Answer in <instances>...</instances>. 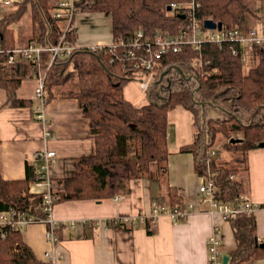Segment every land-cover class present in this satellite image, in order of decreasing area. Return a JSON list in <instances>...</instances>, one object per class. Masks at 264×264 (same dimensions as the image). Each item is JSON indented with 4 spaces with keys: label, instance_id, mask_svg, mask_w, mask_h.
Returning <instances> with one entry per match:
<instances>
[{
    "label": "trees",
    "instance_id": "obj_1",
    "mask_svg": "<svg viewBox=\"0 0 264 264\" xmlns=\"http://www.w3.org/2000/svg\"><path fill=\"white\" fill-rule=\"evenodd\" d=\"M60 1L19 0L15 10L1 18L0 88L7 97L4 105L29 104L28 100L17 98L16 90L24 79L34 78L31 64L22 60L6 63L7 51L22 45L12 26L27 14L30 32L26 43L44 48L57 45L62 32L50 11ZM185 1L78 0L75 10L109 14L112 40L117 41L138 28L149 37L158 31L178 33L185 20L167 8ZM261 1L264 0H200L196 15L202 21L247 30L258 24L256 4ZM67 39L75 46L73 30ZM251 50L255 57L244 63L242 57L231 54L226 43H205L200 52L184 46L178 54L166 57L169 70L155 76L145 90L147 103L138 106L124 97V86L148 74L133 75L123 69L108 48L91 52L75 46L68 58H56L44 82L47 103L53 99H75L87 119L93 147L90 154L75 158L71 176L53 180L58 196L55 204L115 198L125 183L147 178L158 185L154 208L186 210L187 203L176 188L166 185L170 154L167 113L182 106L191 114L194 132L192 141L182 144L178 153L192 154L195 173L214 181L217 201L236 206L246 192L241 173L248 171V152L264 142V55L261 48ZM48 58V52L41 54L42 67ZM219 137L224 139L220 149L235 155L236 167H227L216 155L208 154ZM232 138L241 141L231 143ZM35 179V167L27 165L24 179L4 180L0 160V212L15 209L44 219L40 197L29 192ZM153 221L145 218L141 223L149 233ZM228 221L235 239L228 264L264 257V248L258 246L255 236L254 216L238 214ZM6 231V236L0 237V264H50L35 258L20 230Z\"/></svg>",
    "mask_w": 264,
    "mask_h": 264
},
{
    "label": "crops",
    "instance_id": "obj_2",
    "mask_svg": "<svg viewBox=\"0 0 264 264\" xmlns=\"http://www.w3.org/2000/svg\"><path fill=\"white\" fill-rule=\"evenodd\" d=\"M18 1L1 4L0 16L13 12ZM256 11L258 24L254 28L264 32V1L256 4ZM93 15L99 16L94 22ZM73 31L78 48L112 42L109 14L76 13ZM243 52L244 63L256 55L251 49ZM36 85L30 77L16 90L18 99L29 101L23 107L4 105L7 97L0 88L1 175L7 181L24 179L26 166L37 164L34 154L44 150H52L56 155L49 166L52 180L71 176L75 158L92 151L87 119L75 99L51 100L45 107L47 123L43 125L37 120ZM167 141L170 154L166 185L175 187L187 205L192 204L191 211L177 220L168 213H160L149 225L151 233L139 220L134 225L114 223L112 220L125 217L151 218L159 191L155 181L147 178L125 183L115 198L58 202L52 210V218L58 223V242L53 248L58 258L52 264H207L205 242L214 234L220 242L221 257L230 256L235 239L229 221L220 212L210 213L207 206L198 203L203 179L194 171L192 154L178 153L179 147L187 143L173 142L170 148L168 138ZM247 173L244 196L260 206L253 214L255 236L260 243L264 242V147L248 152ZM47 228L46 223L36 222L21 231L22 240L42 262H46L45 252L50 249L45 236ZM243 264H264V257Z\"/></svg>",
    "mask_w": 264,
    "mask_h": 264
},
{
    "label": "built area",
    "instance_id": "obj_3",
    "mask_svg": "<svg viewBox=\"0 0 264 264\" xmlns=\"http://www.w3.org/2000/svg\"><path fill=\"white\" fill-rule=\"evenodd\" d=\"M9 0H0V5L7 3ZM78 0H62L57 7L50 11V16L57 21L61 29V37L57 45L52 47H41L33 42H27L23 46H16L12 50L7 51V64H13L15 61L22 60L29 63L34 70V79L37 82L35 88V98L37 99V107L35 108V116L43 125L47 123L45 118V107L47 103V93L44 90V82L46 73L56 58H68L71 51L75 48L67 39L68 34L73 30V19L76 15L75 5ZM200 7V0H186L183 3L172 4L173 14L184 15V25L176 34L167 32H156L152 37L145 35L141 28L136 29L130 36L120 38L111 42L109 45H91L87 48L94 52L103 48H108L113 54L115 61L123 65V69L129 70L133 75L148 74L142 76L136 82L142 90H146L150 86L157 74L169 70V65L165 62L166 57L172 54H178L182 47L188 46L200 52L201 47L205 44L221 45L226 43L233 56L242 57L245 61L243 50L252 47L264 50V32H260L255 28L241 30L238 27H225L221 29H206L203 27V21L198 18L197 11ZM0 16V20H1ZM1 49V44H0ZM49 53L46 66L42 67L41 54ZM3 53V50H0ZM165 62V63H164ZM200 65V64H199ZM48 135V134H45ZM210 156L216 155L214 149L208 151ZM56 155L52 150H44L34 154L37 161L35 166V181L30 185L29 192L41 199V212L45 215L44 219L30 216L25 212L10 209L9 211L0 212V237L6 236V230H24L29 224L36 222L46 223L48 228L46 232V240L49 244V250L45 252L46 262L54 263L58 256L54 253L53 248L58 242L55 235V229L58 225L52 218V210L57 199V191L54 181L49 175V166L54 161ZM203 182L199 186L198 203L207 206L210 213L214 211L220 212L222 218L226 221L230 217L238 214L253 215L258 209L257 203L251 202L244 195L238 198L239 203L232 207L228 204L217 201L214 198L216 187L211 178H203ZM233 179V176H230ZM192 204H188L186 210L178 208L164 207L154 208L151 218L154 220L160 213H168L173 220L184 218L192 208ZM145 218H120L112 220L114 223L124 225H134L137 220L140 223ZM220 242L213 235L208 237L205 242L207 264H223L221 252L219 251Z\"/></svg>",
    "mask_w": 264,
    "mask_h": 264
},
{
    "label": "rangeland",
    "instance_id": "obj_4",
    "mask_svg": "<svg viewBox=\"0 0 264 264\" xmlns=\"http://www.w3.org/2000/svg\"><path fill=\"white\" fill-rule=\"evenodd\" d=\"M106 14V13H105ZM94 21L98 19L99 16L93 15ZM29 17L26 14L20 23H17L14 27L15 34L19 38V41L25 42L28 38L29 34ZM105 21V20H104ZM107 21V20H106ZM100 24V23H99ZM98 25V23H97ZM86 31V30H85ZM86 37H91V34H85ZM83 38V37H82ZM84 39V38H83ZM139 80L138 78L132 79L127 82L126 86H124V97L131 101L134 105H140L143 103H147V97L145 90H142L139 86V83L136 82ZM167 138L169 139L170 148L172 147L171 143L175 142H183L190 143L192 141V134L194 132V126L192 125V118L189 111L184 109L182 106H176L173 109L169 110L167 113ZM214 151L216 152V157L219 158L221 163L226 165L227 167H236L234 162L235 155L227 153L220 149L223 138L219 137L215 139ZM247 172L245 174L241 173V180L246 182Z\"/></svg>",
    "mask_w": 264,
    "mask_h": 264
},
{
    "label": "water",
    "instance_id": "obj_5",
    "mask_svg": "<svg viewBox=\"0 0 264 264\" xmlns=\"http://www.w3.org/2000/svg\"><path fill=\"white\" fill-rule=\"evenodd\" d=\"M167 10L168 11H171V6H168ZM180 18L181 19H184V15H181ZM203 27L206 28V29H215V28L221 29L220 27H222V23H220V22H214L212 20H204L203 21ZM229 141L231 143H235V142H240L241 140L232 138ZM257 147L258 148H263L264 147V142L259 143L257 145ZM258 246L260 248H264V242H260L258 244ZM228 260H229V257L228 256H223V258H222L223 264H227L228 263Z\"/></svg>",
    "mask_w": 264,
    "mask_h": 264
}]
</instances>
